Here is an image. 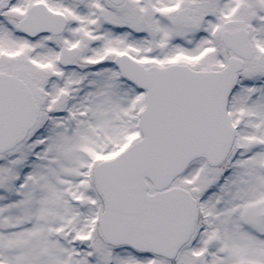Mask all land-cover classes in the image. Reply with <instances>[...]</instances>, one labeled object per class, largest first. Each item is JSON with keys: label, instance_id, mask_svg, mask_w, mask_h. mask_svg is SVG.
Instances as JSON below:
<instances>
[{"label": "snow or ice", "instance_id": "snow-or-ice-1", "mask_svg": "<svg viewBox=\"0 0 264 264\" xmlns=\"http://www.w3.org/2000/svg\"><path fill=\"white\" fill-rule=\"evenodd\" d=\"M0 264H264V0H0Z\"/></svg>", "mask_w": 264, "mask_h": 264}]
</instances>
